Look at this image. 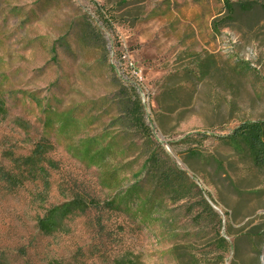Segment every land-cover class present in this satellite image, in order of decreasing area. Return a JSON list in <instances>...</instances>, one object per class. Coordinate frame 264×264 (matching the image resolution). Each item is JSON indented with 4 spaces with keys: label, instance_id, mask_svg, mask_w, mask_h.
<instances>
[{
    "label": "rangeland",
    "instance_id": "obj_1",
    "mask_svg": "<svg viewBox=\"0 0 264 264\" xmlns=\"http://www.w3.org/2000/svg\"><path fill=\"white\" fill-rule=\"evenodd\" d=\"M234 1L0 0L3 264H264V168L234 138L264 120V0ZM153 140L189 199L146 172Z\"/></svg>",
    "mask_w": 264,
    "mask_h": 264
},
{
    "label": "trees",
    "instance_id": "obj_2",
    "mask_svg": "<svg viewBox=\"0 0 264 264\" xmlns=\"http://www.w3.org/2000/svg\"><path fill=\"white\" fill-rule=\"evenodd\" d=\"M225 7L231 14V20L235 16L236 2L234 0H225ZM4 115V105L0 100V116ZM234 138L242 141L249 149V155L252 162L260 169L264 168V120L258 122H246L243 127H240ZM151 146V151L148 155V159L145 162V170L148 175L156 182L157 187L161 188L163 191L171 197L174 201H183L189 199L192 191L198 189V186L190 179L186 171H183L174 160V158L166 152L163 145L156 140L149 141ZM200 202H202L212 216H217L213 207L207 202L206 198L202 196V190H199ZM71 206L66 210L56 209L49 217H46V221H42V230L47 232L48 230L58 227L61 224V220L66 215L72 213L73 210H79L80 212H85L89 203L86 202L84 198H77L74 200ZM198 217V216H196ZM201 217V216H199ZM260 233L257 231L249 230L246 233L240 234L233 245H230L225 237L218 236L214 239V246L217 248H223L227 250L228 248L235 249L236 252L239 251V246L247 248L250 242ZM264 239V235H262ZM0 264H3L0 261ZM122 264H135L132 260L123 261Z\"/></svg>",
    "mask_w": 264,
    "mask_h": 264
}]
</instances>
